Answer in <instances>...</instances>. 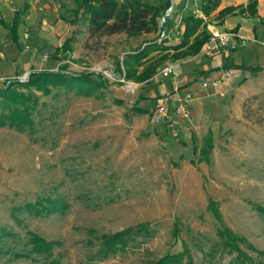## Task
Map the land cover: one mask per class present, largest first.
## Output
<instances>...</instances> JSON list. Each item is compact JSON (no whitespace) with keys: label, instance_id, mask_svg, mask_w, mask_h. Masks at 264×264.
I'll use <instances>...</instances> for the list:
<instances>
[{"label":"rangeland","instance_id":"1","mask_svg":"<svg viewBox=\"0 0 264 264\" xmlns=\"http://www.w3.org/2000/svg\"><path fill=\"white\" fill-rule=\"evenodd\" d=\"M200 1L170 0L169 28L161 15L150 33L96 38L75 13L81 0H0V113L18 120L0 124V264H155L167 254H177L169 264H264V68L239 75L264 66V46L248 39L209 56L192 34L191 54L207 56L182 69L193 78L208 68L198 89L175 96L159 73L190 55L170 43L181 16H204ZM223 69L221 86L201 87ZM32 73L56 74L28 83ZM186 92L185 120L173 108ZM163 103L166 120L154 114ZM166 121L179 124L174 136ZM130 227L126 246L102 257L105 237Z\"/></svg>","mask_w":264,"mask_h":264},{"label":"trees","instance_id":"2","mask_svg":"<svg viewBox=\"0 0 264 264\" xmlns=\"http://www.w3.org/2000/svg\"><path fill=\"white\" fill-rule=\"evenodd\" d=\"M221 0H201L199 11L204 16H210V14L218 8L220 5ZM256 4L257 0H248L246 5H236V6H226L220 9L217 13L219 17H223L228 13H232L234 10H238L239 13L243 15V12L248 11L250 17H255L257 14L256 11ZM171 6L170 0H165L162 4H150L145 2L144 0H81L78 3V7L75 10V13H81V18L86 23V30L88 32L89 37H102V36H109L113 34H120L125 33L127 36H138L141 34H147L154 30L157 21L156 18L163 15V13ZM173 6V5H172ZM174 6L172 7V11ZM20 19L19 16L16 18L13 25L9 27L10 36L12 39H15V35L17 33V26L19 25ZM180 22L182 24V32H181V40L175 45H172L174 49H182L183 47H187V50L184 52L179 51L175 53L178 57L182 54V56L197 53V46L194 49L190 44L189 45V38L192 34L198 35V42L203 43V41L207 40L209 37V32L206 29L205 24H203V19L199 17L195 13H187L180 17ZM172 24V20L170 18H166L164 21L165 28H169ZM200 26H203V29L198 31ZM239 28L237 24L235 26L234 32H236ZM252 30L254 31L255 28L253 27ZM16 41V39H15ZM156 43V42H155ZM200 43V44H201ZM199 45V44H198ZM191 47V48H190ZM200 48V47H198ZM145 46L142 47L137 53L139 56L142 57V51H144ZM176 51V50H175ZM199 52V50H198ZM134 53V54H137ZM194 53V54H195ZM146 52L143 54L145 55ZM192 54V55H194ZM244 70L247 69H262L264 68L261 66H254V67H239ZM56 73H32L30 74V78L28 79V83L35 82L34 77L41 75H46L53 77ZM4 90H8L5 88ZM14 92H6L4 97L7 99H14L16 98ZM17 112H11V116L4 117L5 115L0 113V120L1 125H3L5 121L11 120L10 122L13 124H17L18 120L15 118ZM41 208V207H40ZM264 212V211H263ZM137 230L143 231L145 229L144 225H137ZM132 232V227L124 229L123 231H118L114 233L110 237H105L102 242L101 247V256L105 257L109 255L112 251H116L118 248H124L126 246L127 236ZM41 248L47 249L49 244L41 240L35 241ZM116 244H119L116 246ZM1 251V247H0ZM242 255V254H241ZM177 260V254H170L165 255L155 264H169V261L172 262ZM252 261V260H251ZM250 262V261H249ZM244 263V262H243ZM252 264V263H251Z\"/></svg>","mask_w":264,"mask_h":264},{"label":"crops","instance_id":"3","mask_svg":"<svg viewBox=\"0 0 264 264\" xmlns=\"http://www.w3.org/2000/svg\"><path fill=\"white\" fill-rule=\"evenodd\" d=\"M152 1L154 2L155 0H149L147 2L150 4H154V5H157V3H159V2L153 3ZM247 1L248 0H221L218 9L215 12H212L210 14V16H202L200 14V12H199V15L202 16L203 24H205L208 32L210 31V29H213V28H216V29L218 28L219 30H221V29L231 30V28L237 23L239 25V28L234 33L237 34L238 36H243L245 38V44H247V40L249 39V40L256 41V44L252 43L253 45L258 46L257 43L262 45L261 42L263 40L259 41L258 36H256L258 24L253 22V18H251L250 15L247 16L249 14L248 11L243 12L242 16L229 15V16H225L222 20H220V19L216 20V15H217L216 13L218 12L219 9L226 7V6H230V5H234V6L235 5H245L247 3ZM196 10H198V8L195 9V11ZM256 11H257V14H256L257 18H255V19H257L259 21V23H263L264 22V0H257ZM189 12L194 13V10L188 11V13ZM210 21H212V23H210ZM261 25L263 26V24H261ZM182 27L183 26H182L181 22H179L178 28L174 29V31L176 32L175 34H177V35L174 36L175 40L170 43L171 46L180 42L181 32L183 29ZM253 27L255 28L254 31L252 30ZM215 53H217V52L209 53L208 55L210 56V55H213ZM203 56H207V55L206 54L204 55V53H199L197 55L190 54L189 56H186L185 58L177 59V60L173 61V63H171L174 65V73L170 76L173 79L172 92H176L175 96H176L177 92H179L180 88L183 89V88L191 87L193 85L194 86L192 88L193 91H196L198 89V87H197L198 85H196L197 84L196 82L200 81L201 75L203 76V74L205 72L209 71L208 68L205 65L202 66V68L200 69V72H198L193 78H192V76L191 77L188 76V72L184 73V70L182 68L186 67L187 64L190 65L192 63L199 61ZM167 64H169V63H167ZM167 64H165V65H167ZM244 71H245L244 69H241L239 75H241ZM214 76H215V74H213L210 78H212ZM176 78L180 80V83H181L180 86L181 87H179V85H177L178 82H177ZM172 92H168V90L161 89V91L158 94H160V93L169 94V96L166 98V99H168V103H169L170 102L169 97L173 94ZM177 98L178 97H176V99L174 100L175 102H176ZM178 126H179V124L176 123L175 127H178Z\"/></svg>","mask_w":264,"mask_h":264},{"label":"built area","instance_id":"4","mask_svg":"<svg viewBox=\"0 0 264 264\" xmlns=\"http://www.w3.org/2000/svg\"><path fill=\"white\" fill-rule=\"evenodd\" d=\"M172 4L171 6L166 9V11L163 13V15L161 16V23H164L166 18H169L172 12ZM43 23L46 24V21L43 20ZM166 30H162L161 31V36L167 37L166 34ZM27 37V34H24V38ZM245 44V38L242 36H238L235 33H230L227 31H221L219 29H210L209 31V37L208 39L203 43L202 45V51L204 53H214V52H218L222 49H237L239 47H242ZM261 44L264 46V41L261 42ZM28 48V46H27ZM160 74H162L165 77H168L170 75H172L174 73V65L173 64H169L166 65L164 67H162V69L159 72ZM231 75L229 70H222L220 72V74L215 77L214 79L212 78L211 80H204L201 83V87L202 88H206L209 85L213 86V87H219L221 86V84L223 83L224 79L229 77ZM192 95L190 92H186L183 96L178 97L176 102H175V106L173 108V113L181 118V119H188L189 118V106H190V102L192 100ZM154 114H156L157 116H159L162 119H167V114H168V108H167V103H163L159 106H156L154 108ZM167 122V126H169V129H173L175 128V124L174 123H168ZM171 135L174 136L176 134V132L174 130L170 131Z\"/></svg>","mask_w":264,"mask_h":264}]
</instances>
